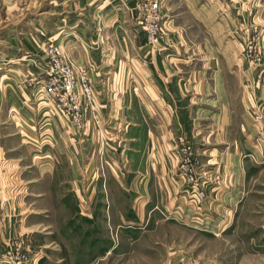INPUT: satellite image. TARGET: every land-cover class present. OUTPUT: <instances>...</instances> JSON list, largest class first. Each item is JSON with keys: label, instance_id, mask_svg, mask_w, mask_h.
<instances>
[{"label": "rangeland", "instance_id": "obj_1", "mask_svg": "<svg viewBox=\"0 0 264 264\" xmlns=\"http://www.w3.org/2000/svg\"><path fill=\"white\" fill-rule=\"evenodd\" d=\"M127 1L114 0L101 7L100 2L95 0H22L19 4L23 10L19 9L10 18L6 15L5 6L0 10V18L6 20L0 27V264L2 257L9 251L13 253V264H17L19 258L16 251L19 250L23 256H27V264H87L94 262L93 256L104 254L100 250L102 247L118 246L117 252L122 251V247L129 246V238L118 235L117 227L113 225L116 221L108 220L104 226L103 219H97L92 225L82 219V214L134 213L139 204L130 203V197L138 195L141 199L148 198L147 192H137L118 182L115 177L125 180L131 173L128 171L129 160L121 156L127 147L125 137L130 123L123 118L126 114L124 109L111 103L102 105L98 102L94 82L97 77L90 78L87 75V66L90 63H77L67 48L69 45H58L57 37L47 35L50 31L54 33V22L57 21L60 32L69 30L74 24L89 23L93 26L92 34L99 36L102 12L113 4L117 14L123 13L122 17L127 21L124 23L127 28L125 33L135 37L126 15V8H129ZM132 1L133 10L136 11L135 25L140 33L137 35H142L146 46L151 49L159 51L166 46L163 44V36L169 33L168 29L174 23L188 29L184 30L187 31L184 34L193 39L207 35L202 23L187 13L178 16L176 21L170 17L166 27L163 20L165 0H162L160 17L155 23L159 27L158 39L152 42L140 24L143 10L147 9L146 2ZM95 8L98 10L94 12ZM257 8L253 6V11ZM253 11H247L248 17H252V20L258 19L259 16ZM240 13L245 16L246 11L237 5V35L245 31L238 22ZM16 21H27L23 26L27 32L22 36H12L16 33L13 31L16 30ZM246 21L249 22L248 18ZM206 24H211V20L208 19ZM7 25L9 27L4 31L10 30V37L17 38L16 42H3L6 32L1 29ZM43 26L45 30L42 29ZM260 33H263L260 26L251 27L249 38L241 43L243 58L244 54L246 56L244 61L252 68L263 65L260 64V58L263 56L264 44L257 40ZM189 46V51L196 50L195 44ZM225 46H221V51ZM210 47L209 44H203L205 51L211 50ZM238 50L240 48L236 45L235 51ZM141 62L144 64V61ZM63 67H69L75 77L71 100L66 97L68 94L64 89ZM139 67L142 68L141 65ZM128 69L124 65L116 74L117 92L111 93L112 95L109 93L110 101L111 98L123 101L131 96L122 92ZM5 74L14 78L5 77ZM82 78L92 88V103L82 95ZM142 98L159 103V107L150 109L156 118L153 125L150 124L151 130H159L160 126L165 130L167 108L165 109L164 100L167 105V97L162 92L149 91L142 93ZM65 102L67 106H64ZM89 113L92 116L94 133L90 142L83 139L84 120ZM105 115L109 118L106 123L102 119ZM60 117L66 119L65 126L62 124L65 130L61 125L60 129L62 133L70 131L69 137L64 133L57 136L52 130V121H57ZM106 132L117 133L118 138L114 136V141L113 136L108 135L111 138L106 141ZM77 136L80 137L76 138ZM113 142L116 145L113 146ZM115 148L122 149V152L118 151L121 152L118 154ZM118 161L121 169L119 165H115ZM52 166L55 169L53 176ZM42 167H47L49 174H43ZM155 168L160 169V166L156 164ZM252 174L258 179L261 178L259 171ZM153 192L154 201L145 205V212L148 214L155 207L159 209L157 208L156 217H152L147 226L148 229H154V233L146 234L149 241L144 242L145 244L166 241L168 245L173 242L185 252L186 259L182 264H264L260 236L264 219L258 214L252 212L251 218L240 222L239 229L236 227L216 237L195 230L192 227L193 220H188L183 226L163 222L166 221L167 204L162 203L164 190L161 184H157ZM255 204H258V198L253 197L248 206L254 207ZM187 207L196 206L188 203ZM117 222L127 225L128 221ZM94 236L102 237V242L98 241L90 246L89 240ZM91 248L92 252H88ZM134 249L135 255L140 250L147 253L150 250L138 247ZM129 261L131 257H112L104 260L103 264H123Z\"/></svg>", "mask_w": 264, "mask_h": 264}, {"label": "crops", "instance_id": "obj_2", "mask_svg": "<svg viewBox=\"0 0 264 264\" xmlns=\"http://www.w3.org/2000/svg\"><path fill=\"white\" fill-rule=\"evenodd\" d=\"M21 1L0 0V10L5 6L6 15L10 18L19 9L23 10L19 4ZM96 1L104 7L107 2L112 3L114 0ZM127 5L126 15L135 37L125 33L127 28L124 23L127 21L121 12L117 19L113 4L102 12L99 36L92 34L93 26L89 23L74 24L69 30L60 32L57 21L54 22V33H47L48 37H57L58 45H69L67 48L74 61L90 63L87 75L90 78L97 77L94 82L100 104L111 103L124 109L126 114L123 118L130 123L125 137L127 147L123 152L122 149L115 150L118 154L122 152V158L129 160L128 171L131 173L125 180L115 177L121 184L149 194L147 199H141L138 195L130 197V203L139 204L134 213H81L84 216L82 219L92 225L97 219H103L104 226L108 220L116 221L113 225L117 227L118 235L130 241L129 246L122 247V251L116 252L118 246L100 248L104 254L93 256L94 262L87 264H103L104 260L112 257H131V261L123 264H182L186 259L185 252L173 242L168 245L166 241H156L150 245L144 243L149 241L146 234L154 233V229H148L147 226L152 217H156L158 207L146 214L145 205L154 201L152 190L157 184H161L164 190L162 203L167 204V216L163 222L167 224L183 226L188 220H193L192 227L195 230L219 237L236 227L239 229L240 222L251 218L252 212L264 219V50L260 58V64L263 65L257 68L247 65L244 61L246 56L244 54L243 58L241 50V43L249 38L250 28L254 26L261 27L263 33L257 40L264 44V0H165L163 20L166 27L170 17L176 21L178 16L187 13L202 23L207 35L193 39L184 34L187 32L184 30L188 29L173 22L169 33L163 36L166 46L159 51L146 46L144 37L137 35L140 33L135 25L134 1L128 0ZM237 5L246 11L245 16L240 13L238 18L245 31L238 35L235 18ZM253 6L258 8L253 11ZM97 10L95 8L94 12ZM247 11H253L259 16L258 19L252 20ZM208 19L211 20L209 25L206 24ZM5 21V18H0V27ZM26 23L14 22L16 30L13 31L16 33L12 36L26 33V27H23ZM16 24L19 26L15 27ZM8 27H3L1 31L6 32L4 30ZM42 29L46 28L43 26ZM9 32L5 33L3 42H16L17 38L10 37ZM190 44H195L196 50L189 51ZM203 44L211 45V50L205 51ZM222 45H226L223 51ZM236 45L240 50L235 51ZM124 65L128 66L129 73L122 92L131 96L123 101L112 98L110 101L109 93L112 95L117 92L115 76ZM5 77L14 78L6 74ZM149 91H159L167 97V105L164 100L167 108L165 130L161 126L159 130L150 128V124L153 125L156 120L150 109L159 107V103L142 98V93ZM89 115L91 113L84 120L83 139L90 142L94 133L92 116ZM107 116L102 118L105 123L109 120ZM52 122V130L57 136L63 133L70 136V131L62 133L60 129V125L62 128V124L65 126L64 117ZM116 134L106 132L104 139L108 141L111 138L108 135H112L115 141L114 136L118 138ZM187 145L191 146L197 163V174L202 183L199 190L206 192L203 199L188 189V180L180 175L182 151ZM156 164L160 169L155 168ZM115 165L121 169L119 161ZM258 171L260 179L252 174ZM41 172L49 174V169L42 167ZM54 172L52 166V176ZM253 197L258 198V204L249 207ZM188 203L196 207L189 208ZM119 220H127V225L119 224ZM260 236L264 251V227ZM98 241L102 242V237H91L89 245L93 246ZM136 247L150 250L148 253L140 250L135 255ZM88 252H92V248Z\"/></svg>", "mask_w": 264, "mask_h": 264}, {"label": "built area", "instance_id": "obj_3", "mask_svg": "<svg viewBox=\"0 0 264 264\" xmlns=\"http://www.w3.org/2000/svg\"><path fill=\"white\" fill-rule=\"evenodd\" d=\"M146 2V10H143L140 24L143 27V31L146 33L148 39L152 40V42L156 41L158 39V31L159 27L155 24L160 17L161 12V2L162 0H144ZM144 17V20L142 18ZM62 74L64 75L63 78L65 79L64 83V89H66V92L68 95V99L71 100L72 93H74V83H75V77L73 76V72L69 67H63ZM84 77V76H83ZM83 83L80 85L82 95L84 96V99L92 103V88L91 86L86 82L85 78H82ZM64 106H67V103H64ZM183 159L182 163L179 167L180 175L185 177L188 180L189 187L188 189H191V191H194L200 199L205 198L206 192L200 191L199 188L201 187V179L199 174H197V168H196V160L192 153V149L190 145H187L183 149ZM16 255L19 258L17 264H27V256L22 254L21 250L16 251ZM12 252H8L7 255L3 256L1 261V264H13L12 261Z\"/></svg>", "mask_w": 264, "mask_h": 264}]
</instances>
